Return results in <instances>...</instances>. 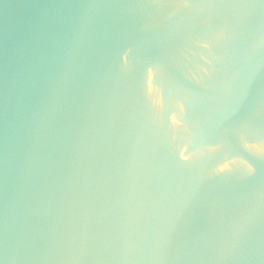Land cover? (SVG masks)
<instances>
[{"label":"water","instance_id":"95a60500","mask_svg":"<svg viewBox=\"0 0 264 264\" xmlns=\"http://www.w3.org/2000/svg\"><path fill=\"white\" fill-rule=\"evenodd\" d=\"M0 264H264V0H0Z\"/></svg>","mask_w":264,"mask_h":264}]
</instances>
